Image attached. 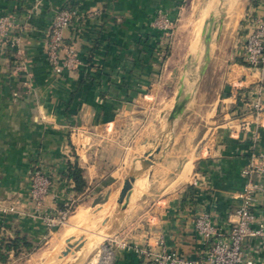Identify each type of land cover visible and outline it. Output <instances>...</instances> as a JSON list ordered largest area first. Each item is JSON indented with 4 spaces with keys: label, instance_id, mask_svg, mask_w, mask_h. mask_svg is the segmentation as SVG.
Listing matches in <instances>:
<instances>
[{
    "label": "crops",
    "instance_id": "crops-1",
    "mask_svg": "<svg viewBox=\"0 0 264 264\" xmlns=\"http://www.w3.org/2000/svg\"><path fill=\"white\" fill-rule=\"evenodd\" d=\"M218 2L187 1L180 11L185 21L180 29L192 17L199 26H188L190 40L179 38L165 57L158 53L152 22L159 8L174 10L177 0H0V15H13L19 25L14 32L22 35L18 62L15 50H0V202L27 203L31 170L39 163L53 176L49 207H62L86 193H95L91 203L110 194L99 216L80 208L66 233L93 231L112 214L111 203L117 204L131 168L128 154L155 144L153 126L161 128L158 137L164 130L156 116L165 117L166 102L174 101L182 83L190 95L175 122L172 142L152 171L136 180L128 207L109 224L98 249L79 264H96L102 243L123 231L133 247L116 248L114 264H145L138 247L158 248L161 239L168 249L195 258L203 248L193 222L198 211H210L217 226L229 228V214L241 202L243 169L251 152L264 150V113L256 144L251 133L255 125L245 130L239 126L243 118L252 120L250 103L264 101V73L243 56L250 18L264 15V0H224V24L213 34L210 63L200 76L201 36ZM66 3L80 11L66 35L77 45L81 65L59 75L45 45L54 15ZM20 61L26 68L16 74ZM76 161L87 180L81 194L73 180L63 177ZM255 212L264 220V193L257 197ZM2 225L5 243L25 237L33 244L35 251L19 258L37 254L50 235L42 217L0 211ZM60 244L62 239L44 253H53L52 262L58 264ZM249 244L256 263L264 264V244L253 239ZM9 254L14 258L13 250Z\"/></svg>",
    "mask_w": 264,
    "mask_h": 264
},
{
    "label": "built area",
    "instance_id": "built-area-1",
    "mask_svg": "<svg viewBox=\"0 0 264 264\" xmlns=\"http://www.w3.org/2000/svg\"><path fill=\"white\" fill-rule=\"evenodd\" d=\"M188 0H177V7L173 9L159 8L152 22L157 30L156 42L158 53L167 55L171 46V38L177 29L180 11ZM80 11L72 4L66 3L59 8L52 20L46 38V53L53 72L64 74L77 69L81 65L77 45L66 35L67 29L79 17ZM251 25L243 45V56L248 64L260 69L264 73V15L250 18ZM16 18L9 13L0 15V50H15L17 62L21 59L22 35L15 33L18 28ZM25 64L16 63L14 72L25 70ZM236 95V92L234 93ZM252 120H240L242 130L255 128L251 131L255 144L259 141V127L262 126L264 101L257 98L248 107ZM247 108V109H248ZM243 117V116H242ZM233 127V126H232ZM237 130V129H235ZM245 183L240 192V205L233 209L228 217L229 228L223 229L215 224L210 211H198L193 220L195 229L201 236L203 248L195 258L179 255L168 249L161 239L158 248L149 246L138 247L145 264H257L255 256L248 251L250 240L264 244V220L259 219L255 212V204L260 193H264V150L251 152L248 164L243 169ZM54 187L52 174L41 164L32 167L30 177L29 199L27 203L33 205V210L27 203L5 204L0 202V211L5 215L15 214L19 217H42L52 234L64 225L77 208V201L85 199L88 193L64 202L62 207H49L46 198ZM5 225L0 228V249L7 241ZM126 232L120 236L107 238L99 250L96 264H114L116 248H132ZM0 264H7L0 259Z\"/></svg>",
    "mask_w": 264,
    "mask_h": 264
},
{
    "label": "water",
    "instance_id": "water-1",
    "mask_svg": "<svg viewBox=\"0 0 264 264\" xmlns=\"http://www.w3.org/2000/svg\"><path fill=\"white\" fill-rule=\"evenodd\" d=\"M224 9H225L224 0H219V2L215 7V11L205 21L201 36V47L204 46V58H203V65L201 68L200 76H202L205 73L210 63L213 34L217 31L222 30L224 20L227 14L226 9L225 10ZM217 12H219L218 15ZM198 83H199V76H198V80L193 84V86L198 85ZM186 92H185V84L182 83V85L179 88L178 94L175 97L173 108L168 115L166 126L162 131V133L157 138L154 147L151 148L147 153H145V158L141 159L140 168H137V166L133 165V167L128 171L117 200V209L115 212L116 214L114 215V212H112V214L106 217L98 227V229H106L105 232H100L102 236H106L107 233H109V229H110L109 224L112 223L114 219L116 220L118 218L117 216L119 215L122 216L125 209L128 207L136 180L139 177L147 176L152 171L154 165L159 160L161 154L172 142V139L174 137L175 122L179 118V116L181 115V113L183 112L184 108L187 106L190 100V95L188 94V91ZM109 199H110L109 193L100 194L92 203L91 205L92 209L90 210V212L92 213L99 212L103 208V206L109 201ZM101 226L104 228H102ZM93 232H96V230L94 229ZM84 238L85 236L83 238L81 237V244L79 245V247H77V250H80L84 245H87L85 244V241L83 242ZM67 243L68 246L66 247L64 252L60 254V257L64 256L65 258H67L69 254L73 252V248H75V246L77 245V242L74 238L68 239ZM93 244H95V242H93L91 246ZM88 251L89 249L84 251L81 254V256H78L71 264H78L81 260H84L85 257L88 255L87 254Z\"/></svg>",
    "mask_w": 264,
    "mask_h": 264
},
{
    "label": "rangeland",
    "instance_id": "rangeland-1",
    "mask_svg": "<svg viewBox=\"0 0 264 264\" xmlns=\"http://www.w3.org/2000/svg\"><path fill=\"white\" fill-rule=\"evenodd\" d=\"M192 18L194 20H192L190 22V24H188V26L189 27L191 26V29L192 28L197 29V26H199V21L197 19H195V17H192ZM195 20H197V21H195ZM184 23H185V21L183 20V15L180 14L179 15V18H178V22H177V24H178L177 29H176V31L174 33V36L171 38V46H170V49L174 45V42L178 41L179 38L180 39H185L187 41L190 40L188 38L190 36L191 29L189 28L187 30V27H188L187 24L183 27V30L180 29ZM180 32H182V34H180ZM197 38L198 39H197L196 43L199 42V33L197 34ZM196 43H194V44H196ZM210 99L211 98L208 97V100L207 101H209ZM174 102H175V98H174V101H172V102H171V100L170 101L168 100V102H166L165 109H164L165 110V117L161 118V116H159L158 114L156 116L158 119H162L161 123L164 124V128L166 126V122H167L168 115H169V113L171 112V110L173 108ZM153 127L155 129H154V131H151L152 132V137L155 136V137L158 138V132L160 131L161 128H159V127L156 128L155 126H153ZM108 147L109 146L106 147V150H107ZM133 147L134 146H127V150H129L131 148L133 149ZM153 147H154V145L151 146V148H153ZM149 150H150V146H148L147 148L140 147L139 149H137L135 151L136 153L134 154V156L131 153L128 154L129 159H131L129 166L132 168L133 165H135V166H137V168H140L141 167V163H140L141 162V159L145 158V153H147ZM125 152H126V149H125ZM133 158H134V162L135 163H132L133 162L132 161ZM128 164H129V162H128ZM113 166H114V163H113ZM94 195H95V193H89L86 196L85 199H81V200L77 201L78 205H77V208H76L75 212L70 216V218L66 221V223L64 225H62L59 228H57L52 234H50L48 236V238L44 242H42L40 244V246H38V248L40 250L38 251L37 254L31 255L29 258H27V256H25L23 258H17V259L13 258L11 260L10 264H58L56 262H52V261H55L53 258H51V256L53 255V253L50 254V255H48V256H47V254H44V253L45 252H51L53 250V248H54L55 242L57 240L62 239V245L60 244L61 246L58 249V253L59 254H62L64 252V250L66 249V247L68 246V243L66 242L67 241V238H74L76 240V242H77V245L75 246V248H73V252L70 253L69 256H68V257L72 256V260L69 261L68 260L69 259L68 257L65 258L63 256V257H61V259L59 258V261H60L59 264H71L72 262H74V260L78 256H81V254L84 251H86L87 249H89V251H88L87 254H90V253L93 254L98 249L100 242H102L103 236L101 235L100 232H105L106 229H98L96 227L95 228L96 232H93V231L88 230V229H78V230H75V231L69 233L68 235L66 233V230L70 227V224H71L72 219H73L72 217L77 213V211L80 208L82 210H85V211H88V210H91L92 209V207H91V205H92L91 199L93 198ZM111 204H113V205H112L111 209L109 210V213L112 211V212H114V215H115L116 214L115 212H116V209H117V204L114 205V202H112ZM100 214L101 213L99 211V212L95 213L94 215L99 216ZM117 217L120 218L121 216L119 215ZM100 223L101 222L98 221V224H100ZM113 223H115V221H113L110 224H113ZM102 228H104V227H102ZM84 236H85V238L83 239V242L85 241V244H87V245H84L82 247V249L77 250V247H79V245L81 244V237L83 238ZM93 242H95V244H93L91 246V244ZM42 251H44V252H42Z\"/></svg>",
    "mask_w": 264,
    "mask_h": 264
},
{
    "label": "trees",
    "instance_id": "trees-1",
    "mask_svg": "<svg viewBox=\"0 0 264 264\" xmlns=\"http://www.w3.org/2000/svg\"><path fill=\"white\" fill-rule=\"evenodd\" d=\"M157 36V34H156ZM63 177L71 179L75 182V191L77 194H81L87 188V180L84 175V169L78 164L70 163L68 166V170ZM14 251V258L17 259L21 257V253H32L35 251V248L31 242H29L25 237L14 238L8 242H6L3 247L0 249V259L3 262H8L13 258H10L9 251ZM20 255V256H19ZM25 257V256H24Z\"/></svg>",
    "mask_w": 264,
    "mask_h": 264
}]
</instances>
